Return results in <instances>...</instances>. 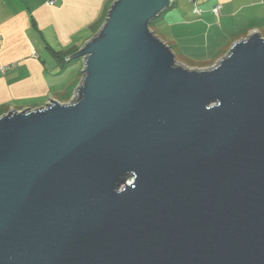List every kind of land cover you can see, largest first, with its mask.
I'll use <instances>...</instances> for the list:
<instances>
[{"label":"water","instance_id":"1","mask_svg":"<svg viewBox=\"0 0 264 264\" xmlns=\"http://www.w3.org/2000/svg\"><path fill=\"white\" fill-rule=\"evenodd\" d=\"M114 0L76 98L0 115V264H264V36L191 68Z\"/></svg>","mask_w":264,"mask_h":264},{"label":"crops","instance_id":"2","mask_svg":"<svg viewBox=\"0 0 264 264\" xmlns=\"http://www.w3.org/2000/svg\"><path fill=\"white\" fill-rule=\"evenodd\" d=\"M51 1L0 0V115L43 106L49 97L62 101L83 64L79 68L77 59L62 66L55 52L80 48L114 0ZM217 4L220 14L213 10ZM152 29L179 61L206 67L234 41L254 31L264 36V0H174Z\"/></svg>","mask_w":264,"mask_h":264},{"label":"rangeland","instance_id":"3","mask_svg":"<svg viewBox=\"0 0 264 264\" xmlns=\"http://www.w3.org/2000/svg\"><path fill=\"white\" fill-rule=\"evenodd\" d=\"M153 23V22H152ZM152 23H151V25L150 26H152ZM99 27L101 26V25H98ZM161 37V36H160ZM231 47V46H230ZM230 47L228 48V50L226 51V52H224V54L223 55H225L228 51H229V49H230ZM223 57V56H222ZM221 58V57H220ZM219 58V59H220ZM178 59V58H177ZM218 59V60H219ZM217 60V61H218ZM216 61V62H217ZM77 62V65H78V67L80 68L81 67V65L83 64V60L82 59H80L79 61H76ZM181 62V61H180ZM215 62V63H216ZM183 63V62H182ZM214 63V64H215ZM184 65H186V66H188V67H191V68H205V67H199V66H191L190 64H187L186 62H184L183 63ZM214 64H212V65H209V66H206V67H210V66H213ZM81 71H82V68H81ZM59 72V71H58ZM57 72V73H58ZM81 78H82V74H81V72L79 73V77H78V80H76V82H75V85L74 86H71L70 87V89L68 90V92H66L63 96H62V101L61 102H64V103H68V102H71L73 99H75L76 98V88L79 86V83H80V81H81ZM70 80H65V83H68ZM50 98H53V97H50ZM43 101V100H42ZM60 101V100H59ZM46 103H48V102H45V104L44 105H46ZM43 105V106H44Z\"/></svg>","mask_w":264,"mask_h":264},{"label":"trees","instance_id":"4","mask_svg":"<svg viewBox=\"0 0 264 264\" xmlns=\"http://www.w3.org/2000/svg\"><path fill=\"white\" fill-rule=\"evenodd\" d=\"M92 28L94 29V32H96L99 28L97 22H95L94 24H92ZM152 29V26H151ZM153 30V29H152ZM79 48L77 46H72L67 50H63V51H56V56L58 59V62L60 65L62 66H67L73 62H75L77 59H72V60H68V56L72 53H74L75 51H77ZM192 63V62H191ZM213 64V63H212ZM210 65V64H209Z\"/></svg>","mask_w":264,"mask_h":264},{"label":"built area","instance_id":"5","mask_svg":"<svg viewBox=\"0 0 264 264\" xmlns=\"http://www.w3.org/2000/svg\"><path fill=\"white\" fill-rule=\"evenodd\" d=\"M50 3L51 4L55 3V0H52ZM213 10H214V12L216 14H220V12H221V6L219 4H217V5L214 6Z\"/></svg>","mask_w":264,"mask_h":264}]
</instances>
